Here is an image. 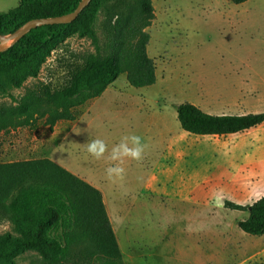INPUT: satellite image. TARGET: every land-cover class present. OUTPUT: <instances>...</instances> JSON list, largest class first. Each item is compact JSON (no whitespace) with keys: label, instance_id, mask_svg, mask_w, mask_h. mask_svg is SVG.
Instances as JSON below:
<instances>
[{"label":"rangeland","instance_id":"1","mask_svg":"<svg viewBox=\"0 0 264 264\" xmlns=\"http://www.w3.org/2000/svg\"><path fill=\"white\" fill-rule=\"evenodd\" d=\"M19 1L0 0V13ZM152 7L146 32L155 84L135 89L122 74L101 100L76 108L74 121L52 127L44 120L49 106L40 109L43 119L34 115L33 127L19 126L25 117L13 118L16 126L0 133V163L45 158L79 178L103 182L124 264H264V236L244 234L236 223L246 213L223 208L225 201L250 205L264 195V123L223 137L193 136L175 115L183 103L212 115L264 112V0H152ZM88 52L90 41L71 35L21 88L0 76V105L15 104L29 88L59 89ZM148 107L165 109L162 122L177 138L182 163L169 153L159 160L158 121ZM232 183L239 186L231 189ZM200 185L205 191L192 194ZM9 230L0 219V234ZM15 263L40 264L32 252Z\"/></svg>","mask_w":264,"mask_h":264},{"label":"trees","instance_id":"2","mask_svg":"<svg viewBox=\"0 0 264 264\" xmlns=\"http://www.w3.org/2000/svg\"><path fill=\"white\" fill-rule=\"evenodd\" d=\"M80 1L20 0L14 9L0 13V35L33 19L71 13ZM227 1L240 5L247 0ZM153 19L152 0H91L74 22L37 27L0 53V76L19 89L37 77L51 50L66 37L86 38L93 47L81 55L59 89L29 88L18 99L12 97L15 104L0 105V133L16 126L13 118L25 117L19 126L33 127L47 106L51 111L44 120L50 127L74 121L76 108L100 97L122 74L132 88L153 86L156 69L147 54L146 32ZM175 111L181 130L193 136H228L264 123V112L212 115L190 103ZM223 207L247 212L236 223L244 234L264 236V195L251 205L225 201ZM0 219L10 225L0 234V264H16V257L26 252L35 253L40 264H124L101 193L49 159L0 163Z\"/></svg>","mask_w":264,"mask_h":264},{"label":"crops","instance_id":"3","mask_svg":"<svg viewBox=\"0 0 264 264\" xmlns=\"http://www.w3.org/2000/svg\"><path fill=\"white\" fill-rule=\"evenodd\" d=\"M245 64L246 63L244 62L242 65L244 66ZM239 68H242V67L238 66L237 69L239 70ZM102 98H103V95H101L98 98L93 99V102L95 103L98 100H101ZM147 110H150L149 112L152 115L151 116V120L158 121L156 123V133H155L154 139L155 138L156 139H159L160 140V143L162 145V149L160 150L161 151V157L159 158V160L162 159V157L164 156L165 153H169V154H172L173 159H175V161L177 163H182V160L180 161L179 159L184 154L182 153V150L181 149H178L177 148V143H178L177 142V138H175V137L172 138L169 135L168 127H165V124L162 122V121H164V118H165V116H164L165 115L164 114L165 113V109L164 108H161V107H148ZM154 110H156V112ZM175 115H176V112H175ZM219 115H223V114H219ZM229 115H234V114H229ZM235 115H240V114H235ZM241 115H243V114H241ZM160 122H162L163 124H160ZM220 137H223V136H220ZM157 166H158V163L156 164L155 168H157ZM152 171L153 170H150V172H152ZM150 175H152V173H150ZM80 179L83 180V181H85L86 183H88L89 185H91L92 187H94L95 189H97L101 193V195H102L103 204L104 205H107V202L105 200V196H104V193H103V188H102L103 187V184H102L103 182H100L98 179H96L94 177L80 178ZM201 185L200 186H195L191 193L193 194V193L205 191L204 187L201 186ZM236 186H239V185H236V184H233L232 183V185H230V188L231 189H235ZM191 198H192V200H194L192 196H191ZM234 204H236V203H234ZM237 205H241V204H237ZM241 206H247V205H241ZM224 209H226V208H224ZM226 210H229V209H226ZM230 211H235V210H230ZM236 212H239V211H236ZM241 213L242 214L246 213V215H248L247 212H241Z\"/></svg>","mask_w":264,"mask_h":264},{"label":"water","instance_id":"4","mask_svg":"<svg viewBox=\"0 0 264 264\" xmlns=\"http://www.w3.org/2000/svg\"><path fill=\"white\" fill-rule=\"evenodd\" d=\"M90 2L91 0H81L75 10L71 13L52 18L33 19L6 36L0 35V53L6 51L9 47L17 43L22 37L37 27L66 25L74 22Z\"/></svg>","mask_w":264,"mask_h":264}]
</instances>
